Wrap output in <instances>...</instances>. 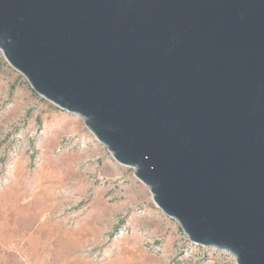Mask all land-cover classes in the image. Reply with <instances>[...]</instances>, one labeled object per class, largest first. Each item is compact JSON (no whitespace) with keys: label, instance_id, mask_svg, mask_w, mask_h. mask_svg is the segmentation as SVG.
Here are the masks:
<instances>
[{"label":"water","instance_id":"1","mask_svg":"<svg viewBox=\"0 0 264 264\" xmlns=\"http://www.w3.org/2000/svg\"><path fill=\"white\" fill-rule=\"evenodd\" d=\"M0 51L190 242L264 264V0H0Z\"/></svg>","mask_w":264,"mask_h":264},{"label":"rangeland","instance_id":"2","mask_svg":"<svg viewBox=\"0 0 264 264\" xmlns=\"http://www.w3.org/2000/svg\"><path fill=\"white\" fill-rule=\"evenodd\" d=\"M0 264H236L190 242L133 168L0 51Z\"/></svg>","mask_w":264,"mask_h":264}]
</instances>
